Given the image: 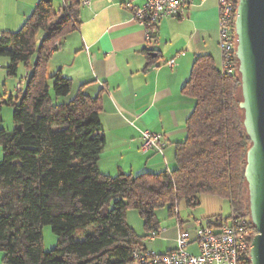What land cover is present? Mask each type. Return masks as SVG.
<instances>
[{
    "label": "trees",
    "instance_id": "trees-1",
    "mask_svg": "<svg viewBox=\"0 0 264 264\" xmlns=\"http://www.w3.org/2000/svg\"><path fill=\"white\" fill-rule=\"evenodd\" d=\"M79 4L62 0L55 7L53 0H38L18 30L0 35V56L10 60L7 74L15 75L19 63L31 69L21 79L18 102L9 100L13 130L0 128L3 262L130 264L134 250L146 249L126 222L127 210L138 211L147 237L160 228L158 208L166 206L173 216L179 202L194 207L203 195L228 202L230 216L245 219L254 234L244 178L250 141L239 108L237 59L228 73L210 56L195 58L182 89L193 109L184 140L175 144L172 170L103 174L97 167L105 145L99 97L78 92L68 98L70 79L47 74L49 49L56 50L78 27ZM44 225L57 236L48 251L42 248Z\"/></svg>",
    "mask_w": 264,
    "mask_h": 264
},
{
    "label": "crops",
    "instance_id": "crops-1",
    "mask_svg": "<svg viewBox=\"0 0 264 264\" xmlns=\"http://www.w3.org/2000/svg\"><path fill=\"white\" fill-rule=\"evenodd\" d=\"M144 1L79 4L77 29L61 39L47 61V74L70 79L68 98L78 92L99 97L105 145L97 167L110 176L172 170L175 144L184 140L193 109L182 91L192 64L207 55L221 69L216 0H191L181 16L161 18L150 40L134 17V8ZM37 2L0 0V35L18 30ZM61 3L53 0L55 7ZM139 130L162 135V154L140 151Z\"/></svg>",
    "mask_w": 264,
    "mask_h": 264
},
{
    "label": "built area",
    "instance_id": "built-area-1",
    "mask_svg": "<svg viewBox=\"0 0 264 264\" xmlns=\"http://www.w3.org/2000/svg\"><path fill=\"white\" fill-rule=\"evenodd\" d=\"M237 1L216 0L221 70L228 73H232L236 65L234 19ZM80 3L87 5L89 0H80ZM190 3L191 0H145L141 7L134 8V17L144 27L146 39L150 40L161 18L181 16ZM49 52H52V48ZM173 63L170 60L166 64L171 67ZM23 85L24 81L20 80L16 86L19 93ZM139 133L142 153L155 151L162 154L165 142L161 134L149 130H139ZM159 233L160 228L151 231L148 239H154ZM254 234L250 224L243 218L231 215L224 220L220 217L209 219L198 223L194 241L196 253L186 250L191 243L189 235L179 229L174 249L161 254L136 249L132 252L130 264H251L249 250Z\"/></svg>",
    "mask_w": 264,
    "mask_h": 264
},
{
    "label": "water",
    "instance_id": "water-1",
    "mask_svg": "<svg viewBox=\"0 0 264 264\" xmlns=\"http://www.w3.org/2000/svg\"><path fill=\"white\" fill-rule=\"evenodd\" d=\"M234 31L240 76L243 127L250 141L244 178L249 218L255 228L250 243L251 264H264V0H238Z\"/></svg>",
    "mask_w": 264,
    "mask_h": 264
},
{
    "label": "rangeland",
    "instance_id": "rangeland-1",
    "mask_svg": "<svg viewBox=\"0 0 264 264\" xmlns=\"http://www.w3.org/2000/svg\"><path fill=\"white\" fill-rule=\"evenodd\" d=\"M42 36L43 33L39 32L36 38L37 45L40 43ZM35 56L36 54L31 58L30 63H32ZM9 64L10 60L7 56H0V128L6 131H12L14 128L13 105L9 103V100L12 98L13 102L16 103L20 98L19 92L16 90L18 84L16 82L28 78L31 73L30 68H27L23 63H19L16 74L8 75L7 67ZM48 75L50 74L48 73ZM1 159L2 148L0 146ZM198 199L200 204L194 207L186 205L184 201L179 202L176 209L177 213L173 216L168 214L166 206L158 208L156 217L160 226V233L154 239H148V236H145L143 221L137 210H127L126 222L149 252L161 254L167 250L174 249L176 247L175 238L180 228L181 231L189 235L191 242L186 250L196 253L194 241L196 240L198 223L218 217L224 220L231 214L230 206L224 200L207 195L200 196ZM41 233L43 250L48 251L54 248L57 244V236L52 232L51 227L49 225L42 226ZM2 257L3 252L0 251V264H5Z\"/></svg>",
    "mask_w": 264,
    "mask_h": 264
}]
</instances>
